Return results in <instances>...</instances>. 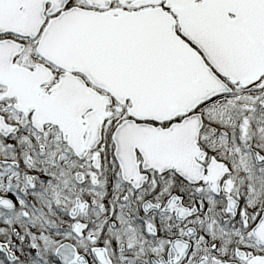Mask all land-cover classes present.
I'll return each mask as SVG.
<instances>
[{
	"label": "snow or ice",
	"instance_id": "1",
	"mask_svg": "<svg viewBox=\"0 0 264 264\" xmlns=\"http://www.w3.org/2000/svg\"><path fill=\"white\" fill-rule=\"evenodd\" d=\"M0 264H264V0H0Z\"/></svg>",
	"mask_w": 264,
	"mask_h": 264
}]
</instances>
